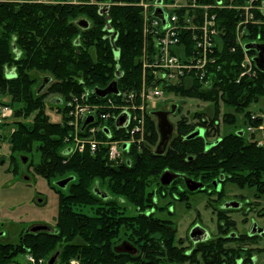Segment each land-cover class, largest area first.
Here are the masks:
<instances>
[{
  "label": "trees",
  "instance_id": "trees-1",
  "mask_svg": "<svg viewBox=\"0 0 264 264\" xmlns=\"http://www.w3.org/2000/svg\"><path fill=\"white\" fill-rule=\"evenodd\" d=\"M53 1L51 4L0 1V93L11 98L3 105L14 109L12 120L0 122V140L4 128H15L9 135L15 172L19 168L18 156L26 155L30 158L28 168L48 183L67 175L75 179L68 193L54 187L59 205L54 229L39 233H26L24 229L15 242L0 240V264H22L17 259L27 253L44 258L49 264L53 259L54 264H70L74 259L81 264H184L194 255L188 256L179 248L173 222L144 214L155 206L151 187L155 183L160 185L165 171L207 182L224 176L225 181L239 189L253 190L255 195L264 197V146L248 140L239 131L219 138L210 149L206 147L208 138L220 132L221 104L234 109L235 114L224 115V123L229 126L238 122L240 114L244 115L245 124L258 127L264 123V118L253 119L254 112L250 110L264 101V72L256 68L257 76L240 79L244 50L236 40L237 25L243 18L241 11L229 8L245 5L249 0H222V7L215 10L221 33L216 65L205 78L208 87L194 79L190 84L182 81L165 88L169 94L211 104L212 115L194 113L192 121L183 116L164 155L154 152L160 135L156 119L149 116L142 151L134 149L129 155L131 164L117 166L109 162L105 148L95 154L64 155L72 128L66 117L67 109L61 104L84 93L90 95V103L113 98L101 99L94 90L105 89L115 80L122 92L141 90L144 17L142 8L137 6L141 0H94L93 4L92 0H81L80 4ZM219 2L199 0L201 4ZM99 3L111 4L108 14H100ZM252 12L260 23L248 25L243 41L264 44V14ZM81 18L89 22L88 29L79 27ZM109 25L118 34L116 47L121 52L118 59L111 44L113 33L108 30ZM182 41L188 42L190 50L189 32H185ZM151 45L154 48L153 41ZM248 53L257 55L252 50ZM118 67L121 78H117ZM13 69L15 73L10 75ZM37 73H48L54 79L46 93L38 94ZM146 76L151 84L152 72L147 71ZM49 95L61 101L58 106V112L64 114L61 122H53L46 111ZM260 111L264 114V107ZM195 120L198 122L194 123ZM196 127L206 131V138L188 140ZM114 135L121 136V131L115 129ZM97 182L112 195L126 199L139 214L126 216L115 200H101L93 191ZM220 220L225 219L220 216ZM226 223L229 227L235 225ZM219 229L225 233L224 226ZM122 233L140 250L139 255L115 253L114 245ZM229 240L234 239L222 237L200 245L203 258L209 264L225 259L235 264L241 251L230 250L229 256L224 247Z\"/></svg>",
  "mask_w": 264,
  "mask_h": 264
},
{
  "label": "built area",
  "instance_id": "built-area-1",
  "mask_svg": "<svg viewBox=\"0 0 264 264\" xmlns=\"http://www.w3.org/2000/svg\"><path fill=\"white\" fill-rule=\"evenodd\" d=\"M144 1L146 3H144ZM142 0L140 5L144 9V46L141 62L144 78L140 91H120L119 95L112 96L99 103H90L89 94L73 97L66 103V117L69 126L73 129L67 141L70 149L67 153L92 154L105 148L110 163L121 164L129 158L131 152L143 149L148 117L156 109L158 101H165V88L178 85L182 81L192 82L194 79L202 83L204 88L208 71L216 65V48L220 37L217 27L215 10L222 7V2L215 4H201L199 0H163L157 4L154 0ZM249 0L247 4L238 7H229L241 11L242 20L237 25L236 44L243 48L244 59L240 64V79L257 76V66L254 57L245 49L243 35L249 24L260 23L255 19L252 11L264 14V0ZM105 5V4H103ZM161 8L166 15V27L162 20L153 17L150 8ZM185 32H189L192 43L188 50V42L182 41ZM154 43V48L150 42ZM190 46V45H189ZM151 71L154 79L149 84L146 72ZM128 115V124L124 128L117 126L118 119ZM89 116L94 122L84 130L80 122H85ZM264 118V114L255 115L253 119ZM108 122L112 129L100 127V123ZM121 131V136H115L114 130ZM253 132H259L264 138V123L258 127L252 126ZM109 133H105V131ZM264 143V142H263ZM127 146V149H125ZM67 154V155H68ZM70 157V156H68ZM22 264H49L48 261L27 253ZM70 264H81L74 259Z\"/></svg>",
  "mask_w": 264,
  "mask_h": 264
},
{
  "label": "rangeland",
  "instance_id": "rangeland-1",
  "mask_svg": "<svg viewBox=\"0 0 264 264\" xmlns=\"http://www.w3.org/2000/svg\"><path fill=\"white\" fill-rule=\"evenodd\" d=\"M0 1H15V0H0ZM20 1V0H18ZM25 2H34V3H45L51 4L53 0H22ZM69 3L80 4L81 0H69ZM154 0H151V4L153 5ZM222 2V0H220ZM94 0H92V4ZM142 0L137 5H140ZM144 3H146L144 1ZM106 3H99V5H103ZM143 14H144V9ZM150 13L153 17L156 11V8H150ZM157 18V17H156ZM161 20V19H160ZM163 23V22H162ZM37 87L42 84V80L46 77L51 78V82L54 81L52 77L48 73H37ZM190 84V82H188ZM120 90V89H119ZM46 91V90H45ZM44 92V91H43ZM46 93V92H44ZM80 97V96H79ZM165 101L159 100L156 109L153 111L159 110H169L173 105L177 106L175 115L170 117V121L176 125L181 117H187L191 120L194 113L198 112H206L207 115H212L213 106L211 104L205 103L203 101L197 99H191L183 96L176 95L174 93H168L165 90ZM10 97L8 95H3L0 93V122L12 120L13 118V107L8 105H3L5 102L10 101ZM54 99H58L57 96L49 95L46 98V111L51 117L53 122H61L63 120L64 114L58 112L59 104L53 103ZM106 99V98H101ZM69 102V101H68ZM63 106L66 105L62 104ZM264 107V101H261L257 105H253L250 110L254 112L255 115H262L263 112L260 111L261 108ZM228 113H234V109L228 108L224 105H220V114H219V126L220 132L218 134H214V131L211 132L214 135H211L212 140H217L218 138H222L226 134L235 133L241 131L242 134L246 135V138L252 142H257L259 146H264V138L262 134L259 132H253L252 126L250 124H245V118L243 114L237 115L238 122L234 126H229L224 123V115ZM152 115V114H151ZM93 117V116H89ZM88 117V118H89ZM11 118V119H10ZM87 118V119H88ZM94 118V117H93ZM86 119V120H87ZM192 121V120H191ZM195 120L194 122H196ZM94 122V121H93ZM92 122V123H93ZM157 122V121H156ZM85 123V122H84ZM84 123L80 122V127L83 129ZM90 123V124H92ZM89 124V125H90ZM100 127L106 126L108 129H112L113 125L108 122L100 123ZM73 130V129H72ZM71 130V131H72ZM115 131V130H114ZM15 132V128L10 126L9 128H4L2 130V134L4 137L0 140V240L2 242H15L17 241L18 234L24 229H29L34 225H46L54 228L56 225L57 215L59 212L58 205V193L54 189L57 187V183L65 180L68 177H74L71 175H67L61 178H56L52 184L48 183L47 180L39 176L34 172L33 169L28 168L22 162V156H18V165L19 168L15 172L16 165L11 160L12 152L10 150V141L9 135ZM105 133H109V131H105ZM147 133V127H146ZM123 133L121 132V135ZM68 139V138H67ZM144 142L146 143V135L144 138ZM70 144H67L66 152L64 155H67V151L70 149ZM141 152V150H138ZM76 154V153H75ZM74 155V154H72ZM71 154L67 156H72ZM28 158V163L30 162V158ZM130 157V156H129ZM36 160L39 159V155H35ZM4 161V163H1ZM130 161L128 158L126 161H122L120 165L123 163H127ZM131 162V161H130ZM116 164V163H115ZM117 166V165H116ZM101 185L100 182H97ZM96 185V184H95ZM227 192L229 193L227 200H233L232 196L235 194H242L244 196H252L254 191L249 189L240 190L234 184L228 183L225 186ZM64 190V189H63ZM65 193L68 192V187L64 190ZM232 196H231V195ZM124 199L123 201H125ZM208 199L204 197L202 194L195 195L191 203L193 205V209L188 210L185 204L176 203L173 205L174 208H171L174 213L172 215L164 214L167 218H170L175 222L178 226L179 233L178 237L187 238L189 237V229L191 228L193 222H196L203 226L208 233L209 238H216L218 236V221L215 215L212 214V211L206 207ZM129 214H137V210L130 208L128 210ZM198 214L201 216V219H197ZM256 214V213H255ZM253 217V215L251 216ZM248 225L243 223V212L242 211H234L232 213V218L238 224L239 232H246L247 229L250 228V225L254 221L251 219ZM254 218V217H253ZM261 225L264 226V221L259 218H255ZM264 241V240H263ZM44 259V258H42ZM18 262L22 263L24 261L23 257H19ZM46 260V259H44ZM258 260L264 264V254L258 257ZM47 261V260H46Z\"/></svg>",
  "mask_w": 264,
  "mask_h": 264
},
{
  "label": "flooded vegetation",
  "instance_id": "flooded-vegetation-1",
  "mask_svg": "<svg viewBox=\"0 0 264 264\" xmlns=\"http://www.w3.org/2000/svg\"><path fill=\"white\" fill-rule=\"evenodd\" d=\"M103 6L104 5H99L100 11L103 9L102 8ZM80 20H82V18L79 19V21ZM9 73L10 75H13L15 73V69L10 70ZM163 111L170 112L169 110H163ZM173 115L175 114H171L169 116V119ZM197 122L198 121L194 123H197ZM198 129H202L204 131L203 135L198 136V137L206 138V131L200 127H196L194 131ZM175 133H176V125H175ZM218 139L215 141L209 137L206 143V147L209 144H211V147L214 146V144L219 142ZM188 140H191V139H188ZM157 146L154 148L155 154H156ZM210 148H207V149H210ZM111 164L120 165V164H115V163H111ZM130 164L131 162L128 165ZM26 166L28 167V163L26 164ZM174 174L178 175V177L174 179L170 185L165 186L161 183V177H162L161 175L160 180H159L160 185L158 184L156 185L155 183L151 187V191L155 195L154 196L155 206L153 207V209H150L147 213H144V214L147 217L153 216L155 218H161L164 221L173 222L174 227L177 229V232L179 233L178 226L175 224V222L171 220L170 218H167L165 215L166 214L172 215V213H174L171 208H174L173 205H175L176 203L185 204L188 210L193 209V205L191 203L192 198L195 195L202 194L204 197L208 199L206 207L212 211V214L216 216L217 221H218V226H217L218 236L216 238H209L207 230L196 222H193L191 228L189 229L190 231L189 237L185 239L178 237L179 248L181 250L186 251L188 256L193 257L194 255L192 259L188 260L184 264H207V263L209 264L208 260L203 258L204 257L203 250L200 245L213 242L214 240H217L222 237L226 239H234V240H229L224 245V247L229 251L228 252L229 256L232 255L230 250L239 249L241 251V257L240 259L236 260L235 264H263L258 260V257L261 256V254H264V241H263L264 240V235H263L264 226L261 225L257 220H255V218H259L262 221H264V197L263 195L262 194L255 195V192L253 193L252 196H248V195L244 196L242 194H235V196H232L230 194L234 199L227 200L229 193L227 192L225 186L230 182L225 181L224 176H221L220 180H212V181L207 182V181H201V180L195 179L193 177H190L184 174H179V173H174ZM189 180L195 182V184H197L199 188L196 190L195 188H193L194 190H192L191 186L194 187L195 184L190 183L189 185L188 184ZM71 182L67 185L68 189H69ZM58 188L61 189L60 187ZM65 189L66 188H64V190ZM93 191L103 201L115 200L116 202H118L124 209L122 212L125 213L126 216L133 217L139 214L138 211H137L138 212L137 214H129L128 210L130 208L134 209V207L131 206L127 200L123 201L124 198L112 195L108 191V189L104 187V185L102 184L99 185L97 183L94 186ZM234 211L243 212V216H244L243 223L245 225H248L250 221V217L253 215L254 218L251 217V219H253L254 221L252 222V224L250 225V228L247 229L246 232L241 233L238 231L237 229L238 224L232 218V213ZM220 216L223 217L225 220L221 221ZM197 219L199 220L201 219V216L199 214H198ZM226 221H228L229 224L234 222L235 225L233 227H229L228 225H226L227 224ZM220 226H224L225 233H220V229H219ZM53 229L54 228L51 227L49 231H52ZM123 243H125L126 245L130 244L133 247H135V249L137 250V252L134 250L133 254H128V253H123V254L131 255L132 257H135L140 254V250L129 239L126 238L124 233L121 234L119 241H117V243L114 245V249L115 247H118L122 245ZM229 263L230 261L225 259V261H219L217 263L215 262L214 264H229Z\"/></svg>",
  "mask_w": 264,
  "mask_h": 264
},
{
  "label": "water",
  "instance_id": "water-1",
  "mask_svg": "<svg viewBox=\"0 0 264 264\" xmlns=\"http://www.w3.org/2000/svg\"><path fill=\"white\" fill-rule=\"evenodd\" d=\"M163 0H157V4H162ZM103 9L100 11L101 15H105L108 14V11L110 9V5H104L102 7ZM155 17L159 18L162 20L163 22V26L166 27V15L164 13V11L161 8H157L154 14ZM108 22L111 21L110 17H107ZM79 27H81L82 29H88L89 28V22L85 19H82L78 22ZM108 30L110 32L113 33V29L110 27H108ZM118 38V34L117 33H113L112 37H111V44L113 47V51L114 54L116 56V58L118 59L120 57V50L116 47V41ZM245 49L248 51H255L257 53V55L254 58V61L256 63L257 68L264 72V44H258V43H249L246 44ZM118 71H119V67H118ZM122 77V73L119 71L117 73V78H121ZM51 83V78H44L42 84L39 86L38 88V94L42 93L47 87L48 85ZM95 95H97L100 98H106L110 95H119L120 94V90L118 87V82L117 80L113 81L107 88L105 89H100V88H96L94 90ZM53 103H58L61 104V101L59 99H54L52 101ZM176 109L177 106L173 105L172 109L170 112L168 111H163V110H159V111H155L152 113V116L156 118L157 120V129H158V133L160 135V142L156 148V154L157 155H164L170 142L172 141V139L174 138L175 135V125L170 121L169 116L171 114H175L176 113ZM94 121L93 117H89L85 123H84V127L83 129L89 125L90 123H92ZM128 124V115L127 114H123L117 121V126L119 128H124L126 127ZM203 130L202 129H198L196 131H194L192 134H190L187 139H194L198 136L203 135ZM211 144H209L207 146V148H210ZM125 149H127V146H125ZM22 162L24 165H26L28 163V158L26 156H22ZM130 162H128L129 164ZM178 177V175L170 172V171H166L162 177H161V183L163 185H170L171 182L176 179ZM74 180V177H70L67 178L63 181H60L57 183V186L60 187L61 189H64L67 187V185ZM189 185L190 183L195 184V182L189 180L188 181ZM193 188L198 189V185L195 184L194 187L191 186V189L194 190ZM51 229V227L46 226V225H34L32 227H30L29 229L26 230V233H39V232H44V231H49ZM264 235V234H263ZM137 250L135 249V247H133L130 244H125L123 243L122 245L115 247L114 251L118 254H123V253H128V254H133V251ZM55 259L51 260L50 264H54Z\"/></svg>",
  "mask_w": 264,
  "mask_h": 264
},
{
  "label": "bare ground",
  "instance_id": "bare-ground-1",
  "mask_svg": "<svg viewBox=\"0 0 264 264\" xmlns=\"http://www.w3.org/2000/svg\"><path fill=\"white\" fill-rule=\"evenodd\" d=\"M105 5H110V4H105ZM256 64V63H255Z\"/></svg>",
  "mask_w": 264,
  "mask_h": 264
}]
</instances>
